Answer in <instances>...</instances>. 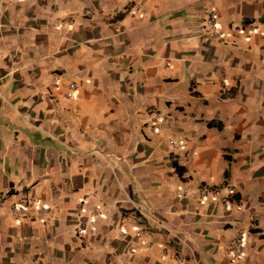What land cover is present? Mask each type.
<instances>
[{"label": "crops", "instance_id": "obj_1", "mask_svg": "<svg viewBox=\"0 0 264 264\" xmlns=\"http://www.w3.org/2000/svg\"><path fill=\"white\" fill-rule=\"evenodd\" d=\"M0 264H264V0H0Z\"/></svg>", "mask_w": 264, "mask_h": 264}, {"label": "built area", "instance_id": "obj_2", "mask_svg": "<svg viewBox=\"0 0 264 264\" xmlns=\"http://www.w3.org/2000/svg\"><path fill=\"white\" fill-rule=\"evenodd\" d=\"M216 17H217L216 11L214 9H211L208 16L204 20V26L215 37H218V36H220L221 33L219 32V30L216 27ZM247 27L249 29H254V26H252V25H249ZM75 88H76L75 83H73V82L69 83L68 92L66 93V95L68 97H70ZM155 115H157V113H155ZM226 189H227L229 194L233 193V187L231 185H227ZM218 191H219V188H217V187L202 185L198 189V194L201 197L209 196L211 198H215L218 194ZM187 192H188L187 189H177L176 190L177 194L187 193ZM27 206H28V202L26 200H22L18 204H13V206L11 207V210L14 214L24 213ZM40 212L42 215H45L48 212V209L45 207H42ZM84 233H85V231L83 229L80 230L81 235H83ZM120 234H122V232H120ZM140 234H141V232H137V235H140ZM244 238H245V233L244 232H238V234L234 240V244L230 248L231 252L234 253L235 255H239L242 252L243 245H244ZM174 257H175V259L179 260L178 255H175Z\"/></svg>", "mask_w": 264, "mask_h": 264}]
</instances>
